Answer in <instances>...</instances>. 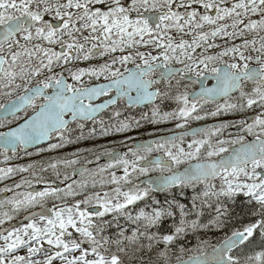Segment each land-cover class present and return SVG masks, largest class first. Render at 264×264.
<instances>
[{
	"label": "snow or ice",
	"instance_id": "6c2138e0",
	"mask_svg": "<svg viewBox=\"0 0 264 264\" xmlns=\"http://www.w3.org/2000/svg\"><path fill=\"white\" fill-rule=\"evenodd\" d=\"M0 100L4 162L124 136L0 167V264H264V0H0Z\"/></svg>",
	"mask_w": 264,
	"mask_h": 264
},
{
	"label": "flooded vegetation",
	"instance_id": "af4514ba",
	"mask_svg": "<svg viewBox=\"0 0 264 264\" xmlns=\"http://www.w3.org/2000/svg\"><path fill=\"white\" fill-rule=\"evenodd\" d=\"M92 63H95L96 61L95 60H93V61H91ZM102 62V61H101ZM79 66H81V67H87L88 66V62H83V63H81ZM130 66H132L131 64L129 65V67ZM177 67H179V65H176ZM85 80H87V77H85L84 78ZM71 81V80H70ZM103 81V78H101V80L100 81H98V82H102ZM93 83H95V82H97V81H92ZM205 83V86H207V87H212V85L214 84V81L213 80H211V79H208L207 81H205L204 82ZM185 85H187V91L188 92H193V91H199V89H200V83L199 82H197L196 84H192V82L190 81V80H187V79H185L183 82H182V85H181V88H180V91H184L185 90ZM173 93H175V89H173ZM103 97L102 98H100L98 101H96V102H102L103 101ZM0 102H3V101H1L0 100ZM221 102H223V101H221ZM166 106V107H165ZM166 108L167 109V111H170L171 110V108H174V107H176V105L174 104V103H171V102H166L165 104H164V106H163V108ZM214 107H215V105H209V106H206L204 109H203V111H211V110H213L214 109ZM147 109V108H146ZM122 111H124L125 112V114L126 115H129V116H136L137 118L139 117V115H140V112L143 110V108L142 107H140V106H138V107H136V108H134V110L133 109H131V111H127L126 109H124L123 107H122V109H121ZM107 111V110H106ZM203 111H201L199 114H203ZM128 112H129V114H128ZM231 119H233V117L231 116V115H227V116H225V115H221V116H218V117H208L206 120H203V121H189V124H188V128L189 129H191L192 127H196V126H200V125H205V127L206 126H208V125H217V124H219L220 122H222V121H225V120H231ZM91 124L90 123H88L87 124V126H86V129H85V133L87 134V129L88 128H91ZM74 127V126H73ZM146 127L147 126H145L144 127V125H143V127H141V128H139V129H133L132 131H130L129 133H127V135L128 136H131V137H133V139L132 140H129V141H127V144L128 145H132L133 144V142H134V140H136V139H142V138H145V137H148V136H154V135H158V134H161V133H167V131H164V132H157L156 131V129L155 130H146ZM165 129H169V127H165ZM172 130H179V129H172ZM184 130V129H183ZM79 133V131L77 130L76 132H75V134H78ZM235 135L236 134V130L234 129V128H229V129H227L225 132H224V136L225 137H227V136H229V135ZM124 139V136L123 135H115V136H113V137H110V138H108V139H105V138H96V139H94L93 141H92V143L91 144H84V141H80L78 144H74V145H67L63 150H65V151H69V152H65V154H69V153H72V152H74L75 150H76V148H78V146L79 145H81V147L82 148H85L86 146H88V145H97V146H100V145H102L103 147H102V149H100L99 151H97V152H102L103 150H104V148H107V147H114L115 145H113V144H110L109 143V140H116V141H121V140H123ZM191 139V136H189V137H186L185 138V140H186V142H187V140H190ZM54 142V141H53ZM106 143H107V147H106ZM47 145L45 144L44 145V147H46ZM117 149H123V152H125L126 151V148L125 147H123V146H120V147H118ZM30 151H32L33 153H35V148H32V149H30ZM122 152V153H123ZM152 155H160L159 153H153ZM49 157H51V158H57V157H62V150H56V151H53V152H51V153H45L42 157H40L39 156V161L40 160H44V161H47L48 159H49ZM20 159H23V164H28V162H29V157L28 156H26V155H24L23 153H21V156H20V158H14V159H12L11 161H8V162H4L3 161V158L2 157H0V167H7V166H15V165H17V164H19V161L18 160H20ZM87 159H89V160H94V156L92 155V154H89V155H87ZM84 162V160H83V158L81 159V163H83ZM109 161H106V160H104V159H102L101 158V160L100 161H98V162H94V163H92L91 165H89V169L91 170V171H95L100 165H104V164H106V163H108ZM78 166V165H77ZM24 176H25V178H28V174H23ZM49 175H50V173H49ZM70 177H72L73 179H75V180H77V181H79V180H81L82 178L79 176V174H77V175H73V173H72V171L68 174ZM84 178H86V179H89V182H91V178L90 177H84ZM13 179H15L16 181H19V179H20V174H17ZM69 182H71V181H69ZM57 183H60V182H57ZM5 184H8L9 186H11V181H9V180H6V181H0V187H3ZM33 185H35V184H33ZM43 187V185H41V188ZM106 187V186H105ZM61 188H63V184H61ZM97 188H100L99 187V185L97 186ZM2 194H4V193H0V195H2ZM8 195H11L10 193L8 194ZM21 215H23V214H21ZM17 219H19V217L17 218Z\"/></svg>",
	"mask_w": 264,
	"mask_h": 264
},
{
	"label": "rangeland",
	"instance_id": "374dc122",
	"mask_svg": "<svg viewBox=\"0 0 264 264\" xmlns=\"http://www.w3.org/2000/svg\"><path fill=\"white\" fill-rule=\"evenodd\" d=\"M177 39H179V37H177ZM185 39H191V37H185ZM217 43H219V42H217ZM220 44H221V43H220ZM141 50H142V51H147V49H145V48H143V47L141 48ZM117 54H119V53H117ZM1 101H2V100H1ZM172 109H173V108H171V110H172ZM145 126H147V127H146V130H155V129L157 128V126H153V125H149V124H144V127H145ZM169 126L174 127V122H167V123H165V124L160 125L159 127H162V128L165 129V127H169ZM101 147H103V146L100 145V147H98V148L96 149V151H99ZM65 152H69V151H65V150L62 149V156L67 155V154H65ZM48 154H49V153H48ZM30 160H31V161L28 162V163L33 162V161H34V157H33V159H30ZM19 164H23V163L20 162ZM62 171H63V170H62ZM71 171H72L71 169H68L67 174H69ZM112 171H115L117 175H122V174H123L122 169H113ZM57 182H59V181H57ZM64 186H65V185L63 184V187H64ZM96 190H98V191H105V190H108V186H106V187L103 188V189H101V188H97ZM57 264H59V262H57Z\"/></svg>",
	"mask_w": 264,
	"mask_h": 264
},
{
	"label": "trees",
	"instance_id": "16d2710c",
	"mask_svg": "<svg viewBox=\"0 0 264 264\" xmlns=\"http://www.w3.org/2000/svg\"><path fill=\"white\" fill-rule=\"evenodd\" d=\"M198 235H201L202 239H210L213 240V242L215 240L211 232H209L207 236H203L202 234H198ZM196 242H197V237L196 235H192V234H189L187 239L185 240V244L189 248L193 247L196 244Z\"/></svg>",
	"mask_w": 264,
	"mask_h": 264
},
{
	"label": "water",
	"instance_id": "95a60500",
	"mask_svg": "<svg viewBox=\"0 0 264 264\" xmlns=\"http://www.w3.org/2000/svg\"><path fill=\"white\" fill-rule=\"evenodd\" d=\"M179 132H181V131H179ZM170 134V133H169ZM169 134H165V136L166 135H169ZM159 136H156V137H150V138H146V139H143V140H138V141H136L135 143H143V142H147V141H149V140H155V139H157ZM118 152H120L121 150H117ZM153 158H155V157H153ZM106 159V158H105ZM107 160V159H106ZM74 175H75V173H74ZM33 189H35V190H37V189H39V187H33Z\"/></svg>",
	"mask_w": 264,
	"mask_h": 264
}]
</instances>
